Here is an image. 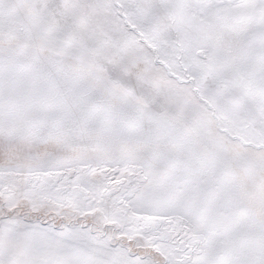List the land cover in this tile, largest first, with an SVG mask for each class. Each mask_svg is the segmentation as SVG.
I'll list each match as a JSON object with an SVG mask.
<instances>
[{
  "label": "snow or ice",
  "instance_id": "obj_1",
  "mask_svg": "<svg viewBox=\"0 0 264 264\" xmlns=\"http://www.w3.org/2000/svg\"><path fill=\"white\" fill-rule=\"evenodd\" d=\"M0 264H264V0H0Z\"/></svg>",
  "mask_w": 264,
  "mask_h": 264
}]
</instances>
